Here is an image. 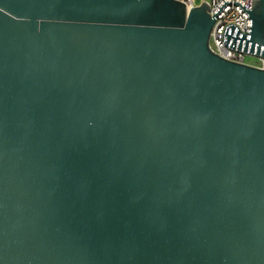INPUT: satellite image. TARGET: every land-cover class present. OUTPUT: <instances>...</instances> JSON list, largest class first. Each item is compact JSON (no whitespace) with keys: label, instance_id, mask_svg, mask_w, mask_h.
Here are the masks:
<instances>
[{"label":"water","instance_id":"water-1","mask_svg":"<svg viewBox=\"0 0 264 264\" xmlns=\"http://www.w3.org/2000/svg\"><path fill=\"white\" fill-rule=\"evenodd\" d=\"M208 10L0 0V264H264V0Z\"/></svg>","mask_w":264,"mask_h":264},{"label":"built area","instance_id":"built-area-1","mask_svg":"<svg viewBox=\"0 0 264 264\" xmlns=\"http://www.w3.org/2000/svg\"><path fill=\"white\" fill-rule=\"evenodd\" d=\"M185 3L187 9L191 6H196L194 0H180ZM204 1L209 6V14L212 16L218 7L224 2V0H201ZM234 1V0H230ZM243 4L246 8H251L252 0H236ZM234 23L241 32H247L249 27V17L247 13L237 5L228 3L226 4L220 12L216 15V19L213 22L211 32L209 35V48L211 51L217 55L234 62L247 63V55L244 52L232 50L224 45L222 33L226 24ZM262 65V60L256 58ZM260 65V66H261Z\"/></svg>","mask_w":264,"mask_h":264},{"label":"rangeland","instance_id":"rangeland-1","mask_svg":"<svg viewBox=\"0 0 264 264\" xmlns=\"http://www.w3.org/2000/svg\"><path fill=\"white\" fill-rule=\"evenodd\" d=\"M194 2L196 5H199L201 3V0H194ZM247 62H249V63H251V65H255V66L261 65L259 60H257L255 57H252V56L247 57Z\"/></svg>","mask_w":264,"mask_h":264}]
</instances>
